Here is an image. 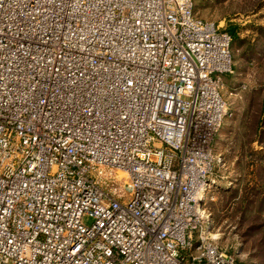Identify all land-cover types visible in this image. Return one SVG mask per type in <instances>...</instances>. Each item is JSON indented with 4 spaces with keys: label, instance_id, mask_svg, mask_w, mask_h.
<instances>
[{
    "label": "built area",
    "instance_id": "obj_1",
    "mask_svg": "<svg viewBox=\"0 0 264 264\" xmlns=\"http://www.w3.org/2000/svg\"><path fill=\"white\" fill-rule=\"evenodd\" d=\"M233 74L195 0H0V264H239L201 199Z\"/></svg>",
    "mask_w": 264,
    "mask_h": 264
},
{
    "label": "rangeland",
    "instance_id": "obj_2",
    "mask_svg": "<svg viewBox=\"0 0 264 264\" xmlns=\"http://www.w3.org/2000/svg\"><path fill=\"white\" fill-rule=\"evenodd\" d=\"M196 15L236 33L234 74L223 79L229 116L214 141L218 165L204 203L212 225L204 232L220 235L216 243L239 264H264V0H197Z\"/></svg>",
    "mask_w": 264,
    "mask_h": 264
},
{
    "label": "bare ground",
    "instance_id": "obj_3",
    "mask_svg": "<svg viewBox=\"0 0 264 264\" xmlns=\"http://www.w3.org/2000/svg\"><path fill=\"white\" fill-rule=\"evenodd\" d=\"M211 186H212V183H211ZM211 186L209 187V189L211 188ZM209 189H204L203 191H202V193H201V199H202V201H205L206 200V198H207V193H208V191H209ZM204 212V216H205V219H206V223H207V229H209L210 228V226L212 225L211 223V219H210V217L209 216H207L206 215V211H203ZM209 226V227H208ZM210 236H212V239H214V240H217V239H219V237H220V235H218V234H211V233H208Z\"/></svg>",
    "mask_w": 264,
    "mask_h": 264
},
{
    "label": "trees",
    "instance_id": "obj_4",
    "mask_svg": "<svg viewBox=\"0 0 264 264\" xmlns=\"http://www.w3.org/2000/svg\"><path fill=\"white\" fill-rule=\"evenodd\" d=\"M196 1H197V0H195V13H196ZM205 21H206V20H205ZM224 31H225V32H228L229 34H231V36H232V45H233V37L236 38V33H232L231 30H228V29H226V28H224ZM233 60H234V57H233ZM233 68H234V70H235L234 62H233ZM229 76H232V75H225V76H223V79L226 78V77H229ZM216 169H217V167H216ZM194 253H195L194 250L191 251V252L184 251V255H185L186 260H190V259L192 258V255H193Z\"/></svg>",
    "mask_w": 264,
    "mask_h": 264
}]
</instances>
